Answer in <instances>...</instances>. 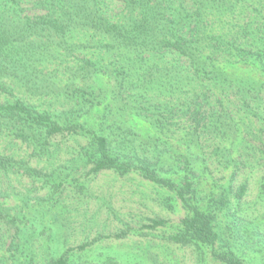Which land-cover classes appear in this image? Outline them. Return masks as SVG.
<instances>
[{"label": "trees", "instance_id": "16d2710c", "mask_svg": "<svg viewBox=\"0 0 264 264\" xmlns=\"http://www.w3.org/2000/svg\"><path fill=\"white\" fill-rule=\"evenodd\" d=\"M248 1L0 0V140L47 161L69 156L65 171L73 175L81 168L92 176L135 173L172 190L187 212L168 240L213 246L214 214L192 203L195 190H205L195 176L196 149L212 135L245 149L250 120L230 109L243 113L254 99L264 109L257 96L264 82L238 74L264 64L263 0ZM57 138L78 148L63 149ZM22 167L0 152V173ZM246 190L240 186L236 199ZM97 239L48 264H79ZM228 247L213 256L243 264Z\"/></svg>", "mask_w": 264, "mask_h": 264}, {"label": "rangeland", "instance_id": "374dc122", "mask_svg": "<svg viewBox=\"0 0 264 264\" xmlns=\"http://www.w3.org/2000/svg\"><path fill=\"white\" fill-rule=\"evenodd\" d=\"M253 6L261 8L251 5L248 18ZM257 70L238 74L264 82V64ZM257 96L264 107V88ZM257 105L254 99L243 113L237 105L230 109L250 120L247 124L254 135L246 136L245 149L231 146V140L220 143L214 135L196 149L195 176L205 190L197 188L201 190H195L192 203L214 214L219 239L213 246H183L168 240L179 233L180 220L187 212L172 190H162L135 173L92 176L88 168H81L73 175L69 169L65 171L69 156L47 161L31 157L30 148L18 141L0 140L1 153L24 162L17 170L20 173H0V264H48L63 250L95 238L79 264H223L213 253L225 252L228 245L234 246L243 264H264V109ZM65 142L63 149L78 148ZM25 168L35 169L39 175L23 174ZM242 185L247 190L237 200ZM151 220L165 223L156 229H141ZM122 232L128 235L114 238Z\"/></svg>", "mask_w": 264, "mask_h": 264}]
</instances>
